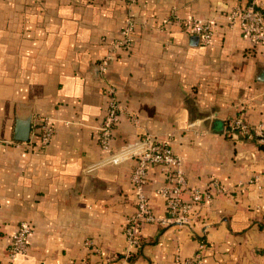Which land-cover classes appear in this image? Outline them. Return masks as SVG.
<instances>
[{"label":"crops","instance_id":"1","mask_svg":"<svg viewBox=\"0 0 264 264\" xmlns=\"http://www.w3.org/2000/svg\"><path fill=\"white\" fill-rule=\"evenodd\" d=\"M249 1L0 0V264H179L176 256L192 258L200 240L201 264H264V146L228 132L237 117L264 127V49L225 22ZM173 15L212 20L211 43L194 42L176 23L138 25L131 46L99 75L127 18ZM106 83L137 118H119L112 149L151 136L182 156L191 188L216 179L231 189L194 221L141 226L126 262L134 162L104 164L97 146ZM27 116L31 126L51 119L49 145L13 140L17 118ZM164 184L150 168L145 191L160 217ZM22 222L31 228L28 248L11 261L6 249Z\"/></svg>","mask_w":264,"mask_h":264},{"label":"built area","instance_id":"2","mask_svg":"<svg viewBox=\"0 0 264 264\" xmlns=\"http://www.w3.org/2000/svg\"><path fill=\"white\" fill-rule=\"evenodd\" d=\"M136 0H130L134 3ZM225 22L228 28L238 27L243 37L252 45L264 49V8L258 7L253 0L246 4L235 6L226 16ZM176 23L183 33L189 37H196L202 46H208L213 37V21L200 18L182 19L177 16L165 20H153L151 23L142 22L138 24L132 17L127 18L120 30L119 38L110 42L107 52L97 64L99 75L105 79L109 72L110 64L117 55L131 46L132 35L135 28H153L158 31ZM104 106L103 116L96 132V143L99 149L105 154L104 164L117 166L123 162L132 160L134 165L130 173V184L133 190L135 201L134 215L126 218L123 235L127 242L128 250L125 261L139 248V232L144 224H157L168 226L172 224L182 225L197 219V211L209 205L213 199L228 195L230 190L223 186L218 180L211 179L204 189L191 188L183 169V158L173 152L168 143L156 141L155 138L147 136L138 143L126 146L123 149H112L114 128L122 115L136 124L135 115L128 113L121 105L113 86L106 83L103 88ZM229 133L239 134L246 140H251L264 146L263 125H250L242 117H237L229 123ZM54 136V127L51 119H39L31 126L28 142L36 140L41 147L50 144ZM157 169L163 175L165 184L158 190L159 196L164 201V214L160 217L152 211L145 187L148 182V170ZM184 194L189 195L184 200ZM31 233L28 223L22 222L17 230L10 237L6 252L12 261L18 255L25 254L28 248L27 238ZM88 244V243H87ZM206 244L202 240L196 253L190 259L180 261L179 264H201Z\"/></svg>","mask_w":264,"mask_h":264},{"label":"water","instance_id":"3","mask_svg":"<svg viewBox=\"0 0 264 264\" xmlns=\"http://www.w3.org/2000/svg\"><path fill=\"white\" fill-rule=\"evenodd\" d=\"M194 42H197L196 37L191 38ZM31 131V117L17 118L15 123V130L13 140L20 143H27Z\"/></svg>","mask_w":264,"mask_h":264}]
</instances>
